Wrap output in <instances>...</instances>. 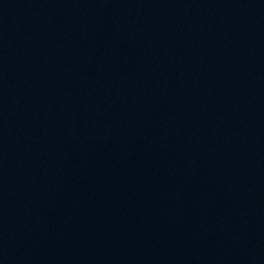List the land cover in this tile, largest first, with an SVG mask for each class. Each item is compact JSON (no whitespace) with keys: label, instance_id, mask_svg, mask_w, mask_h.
<instances>
[{"label":"water","instance_id":"95a60500","mask_svg":"<svg viewBox=\"0 0 264 264\" xmlns=\"http://www.w3.org/2000/svg\"><path fill=\"white\" fill-rule=\"evenodd\" d=\"M0 264H264V0H0Z\"/></svg>","mask_w":264,"mask_h":264}]
</instances>
